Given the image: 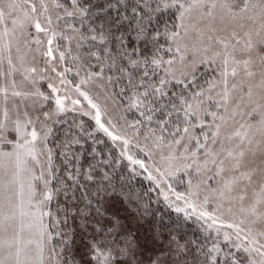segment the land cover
I'll return each mask as SVG.
<instances>
[{"label": "snow or ice", "instance_id": "1", "mask_svg": "<svg viewBox=\"0 0 264 264\" xmlns=\"http://www.w3.org/2000/svg\"><path fill=\"white\" fill-rule=\"evenodd\" d=\"M0 264H264V0H0Z\"/></svg>", "mask_w": 264, "mask_h": 264}, {"label": "trees", "instance_id": "2", "mask_svg": "<svg viewBox=\"0 0 264 264\" xmlns=\"http://www.w3.org/2000/svg\"><path fill=\"white\" fill-rule=\"evenodd\" d=\"M134 184L136 185L137 190H143L147 187V182L143 181L142 177L137 178V180L134 181ZM150 195L153 201H156V193L152 192L150 193ZM152 208L159 209L157 215L162 217L165 224L175 227L176 224L179 223L181 225V227L179 228L180 232L187 235H199V233L195 231V226L193 225L192 221H184L183 214H177L173 210L169 209L162 201V198L160 202H154L152 204Z\"/></svg>", "mask_w": 264, "mask_h": 264}, {"label": "rangeland", "instance_id": "3", "mask_svg": "<svg viewBox=\"0 0 264 264\" xmlns=\"http://www.w3.org/2000/svg\"><path fill=\"white\" fill-rule=\"evenodd\" d=\"M182 190V189H181Z\"/></svg>", "mask_w": 264, "mask_h": 264}]
</instances>
